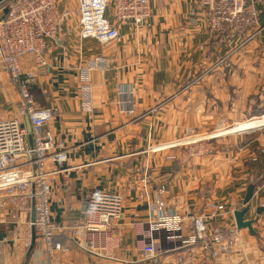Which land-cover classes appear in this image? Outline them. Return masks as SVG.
Segmentation results:
<instances>
[{
  "label": "crops",
  "instance_id": "1",
  "mask_svg": "<svg viewBox=\"0 0 264 264\" xmlns=\"http://www.w3.org/2000/svg\"><path fill=\"white\" fill-rule=\"evenodd\" d=\"M151 8L144 26L121 24L120 41L105 46L79 38L78 1L60 0L62 31L49 43L47 64L22 60L25 71L37 74V106L55 110L45 128L69 150L67 163L50 176L56 240L64 246L55 264H264V129L238 132L264 125V118L248 120L264 111V31L233 50L211 37L200 0H152ZM257 8L264 25V0ZM97 55L108 58V68L92 72L94 111L87 113L77 66ZM130 85L133 94L120 92ZM19 105L18 89L0 69V116H17ZM222 125L234 132L212 138L211 150L190 162L167 159L181 156L184 146L161 148ZM56 168L49 161L47 169ZM145 174L151 178L144 180ZM251 184L245 220L256 219L254 233L239 229L234 216L245 207ZM160 188L167 191V208L183 216L208 213L217 204L215 222L236 231V251L207 258L199 245L183 246L160 231L158 261L147 258L143 246ZM92 190L123 197L124 238L112 257L91 253L73 238L72 226L84 220L85 194ZM31 217L32 211L19 217L0 193V264L36 259L25 244L28 236L33 241L26 227ZM190 225L186 219V232ZM39 260L44 263L46 255Z\"/></svg>",
  "mask_w": 264,
  "mask_h": 264
},
{
  "label": "built area",
  "instance_id": "2",
  "mask_svg": "<svg viewBox=\"0 0 264 264\" xmlns=\"http://www.w3.org/2000/svg\"><path fill=\"white\" fill-rule=\"evenodd\" d=\"M80 39L92 38L107 46L120 41V25L132 23L144 26L152 14V0H77ZM262 0H200L205 10L206 27L219 45L231 46L237 50L257 39L264 31L257 4ZM5 3V6L1 7ZM60 0H5L0 4V69L8 74L10 81L18 89L20 105L18 115L0 116V193L19 217L35 210V221H27V229L35 233L38 244L33 249L36 259L30 264H55V253L64 246L56 240L58 226L52 217L50 176L61 170L68 161V149L58 141L46 125L54 118L52 107L36 104L32 86L37 74L25 71L22 60L30 56L36 66L47 64L49 43L61 35L64 15L59 9ZM108 13L111 16H108ZM231 48V49H232ZM108 58L97 55L77 66L81 80L79 96L84 112L94 111L92 72L107 69ZM120 92L134 93L132 85ZM127 113L133 114L130 107ZM25 118V119H24ZM30 120L31 132L26 127ZM264 118L254 116L249 120ZM187 137L161 148L184 146L181 156L169 155L168 160L177 158L190 162L211 150L209 141L229 132H218ZM264 129V125L240 130L249 132ZM232 133V132H230ZM32 136L30 141L29 136ZM49 161L56 165L54 171L47 169ZM149 174L143 176L150 179ZM149 220V241L143 246V254L158 261L155 241L157 232H165L167 239L179 241L183 246L199 245L207 258H218L224 253L235 252L239 240L236 231L224 228L215 222L218 216L217 204L212 203V211L205 214L191 212L185 216L177 209L167 208L160 188ZM86 213L81 223L72 226L73 238L85 250L99 256L112 257L123 243L124 233L123 197L110 191H89L85 194ZM191 225L186 232L185 221ZM26 246L32 240L27 237ZM46 255L40 262L39 257Z\"/></svg>",
  "mask_w": 264,
  "mask_h": 264
},
{
  "label": "water",
  "instance_id": "3",
  "mask_svg": "<svg viewBox=\"0 0 264 264\" xmlns=\"http://www.w3.org/2000/svg\"><path fill=\"white\" fill-rule=\"evenodd\" d=\"M5 0H0V4H2ZM26 127L28 129V132H31V124H30V120L28 118H26ZM30 141L32 140V136L30 134L29 136ZM254 190H255V186L253 184L248 186L245 198H244V204L245 207L239 210H236L234 212V216H235V221H236V225L239 229L242 228H248L250 232L254 233V229L252 227L253 223L256 222V219H249V220H245L246 215L251 211V205H250V201L253 198L254 195ZM263 210V207H259L257 209V214H261ZM32 222L35 221V210L34 208L32 209V217H31ZM36 243V236L35 233L33 231V241H32V245L30 247V250L28 252V255H30L33 247L35 246ZM27 264V263H25Z\"/></svg>",
  "mask_w": 264,
  "mask_h": 264
},
{
  "label": "rangeland",
  "instance_id": "4",
  "mask_svg": "<svg viewBox=\"0 0 264 264\" xmlns=\"http://www.w3.org/2000/svg\"><path fill=\"white\" fill-rule=\"evenodd\" d=\"M3 6H5V3L1 5V7H3ZM240 48H241V47H240ZM263 114H264V111L261 112V113L256 114L255 116H259V115H263ZM252 117H254V116H252ZM252 117H251V118H252ZM249 119H250V118H249ZM249 119H248V120H249ZM261 119H262V118H261ZM248 120H246V121H248ZM233 126H235V125H233ZM222 127H223V125H222L221 127H218L217 129H220V128H222ZM230 128H231V127H230ZM225 129H227V128L221 129V130H219V131H223V130H225ZM228 129H229V128H228ZM256 130H259V129H256ZM219 131H218V132H219Z\"/></svg>",
  "mask_w": 264,
  "mask_h": 264
},
{
  "label": "bare ground",
  "instance_id": "5",
  "mask_svg": "<svg viewBox=\"0 0 264 264\" xmlns=\"http://www.w3.org/2000/svg\"><path fill=\"white\" fill-rule=\"evenodd\" d=\"M263 119V118H262ZM219 132H221V133H223V132H234V129H232V128H227V129H225V130H223V131H219Z\"/></svg>",
  "mask_w": 264,
  "mask_h": 264
}]
</instances>
